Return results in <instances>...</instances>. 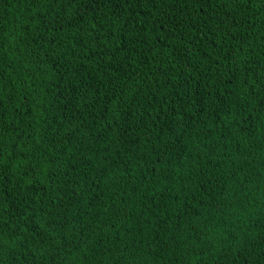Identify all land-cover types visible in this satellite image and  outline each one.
I'll list each match as a JSON object with an SVG mask.
<instances>
[{
    "label": "trees",
    "instance_id": "1",
    "mask_svg": "<svg viewBox=\"0 0 264 264\" xmlns=\"http://www.w3.org/2000/svg\"><path fill=\"white\" fill-rule=\"evenodd\" d=\"M0 264H264V0H0Z\"/></svg>",
    "mask_w": 264,
    "mask_h": 264
}]
</instances>
